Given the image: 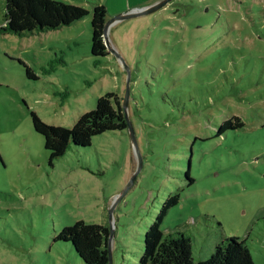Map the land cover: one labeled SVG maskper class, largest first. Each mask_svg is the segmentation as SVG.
<instances>
[{"label": "rangeland", "instance_id": "1", "mask_svg": "<svg viewBox=\"0 0 264 264\" xmlns=\"http://www.w3.org/2000/svg\"><path fill=\"white\" fill-rule=\"evenodd\" d=\"M61 1L90 12L40 33H0V264H86L56 239L78 220L112 224L113 264H137L147 228L176 192L162 228L190 233L197 261L238 236L264 264V0H255V26L245 0H173L112 24L144 158L121 199L138 165L129 129L51 159L31 112L73 127L101 96L125 97L124 63L93 54V6L105 4L112 19L158 0ZM234 116L245 124L216 135Z\"/></svg>", "mask_w": 264, "mask_h": 264}, {"label": "trees", "instance_id": "2", "mask_svg": "<svg viewBox=\"0 0 264 264\" xmlns=\"http://www.w3.org/2000/svg\"><path fill=\"white\" fill-rule=\"evenodd\" d=\"M259 4L255 0H245L243 6L254 26L255 20L260 17ZM92 11L93 54L109 55L111 52L104 39L107 6L95 3ZM89 12L85 6L61 0H6L0 33L23 36L57 29L82 19ZM123 103L124 97L108 92L98 99L96 108L82 114L73 127L49 124L35 111L31 113L35 130L44 136L45 147L51 159H54L64 155L73 145L90 146L94 136L105 131L128 129ZM244 124L240 116L227 118L217 125L216 135ZM179 199L178 192L169 196L157 218L147 228L143 254L137 264H257L246 240L238 236L222 239L211 256L197 261L190 233L180 230L166 233L162 228L169 208ZM110 228L108 225L78 220L64 226L56 239L70 243L86 264H109Z\"/></svg>", "mask_w": 264, "mask_h": 264}, {"label": "water", "instance_id": "3", "mask_svg": "<svg viewBox=\"0 0 264 264\" xmlns=\"http://www.w3.org/2000/svg\"><path fill=\"white\" fill-rule=\"evenodd\" d=\"M173 0H158L156 2H154L153 4L144 6V7H139V9H136L134 11H128L126 13L117 15L116 17L112 18V19H107L105 26H104V39H105V43L108 47V49L110 50L111 53H114L115 55H117L119 57V59L124 63L125 68L127 70L128 73V77H127V89H126V94L124 97V109L126 112V118H127V122H128V129L130 131V135H131V140L134 146V149L137 153L138 156V165H137V170L134 173L132 179L130 180V182L128 183V185L125 187V189L117 196V199H121L128 191L129 189L132 187V185L134 184V182L136 181V178L139 174V172L141 171V169L143 168L144 165V158L139 150V145H138V141H137V137H136V132L134 129V126L132 124V121L128 115L127 112V107L129 106V100H130V96H131V69L130 66L125 62L124 58L121 56V54L117 51V49L112 45L110 38H109V29L112 26V24H114L115 22L121 20V19H125V18H129V17H133L136 16L137 14H147V13H152L155 12L159 9H161L162 7H164L165 5H167L168 3L172 2ZM113 209L110 210V217H111V221H112V217H113ZM112 223V222H111ZM110 236H109V264H113V259H112V250H111V243H112V239L114 237V227L110 226Z\"/></svg>", "mask_w": 264, "mask_h": 264}]
</instances>
